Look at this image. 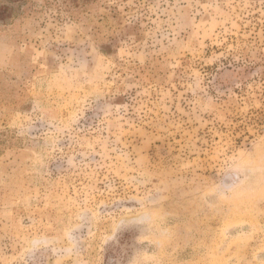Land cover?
Masks as SVG:
<instances>
[{
    "label": "rangeland",
    "instance_id": "rangeland-1",
    "mask_svg": "<svg viewBox=\"0 0 264 264\" xmlns=\"http://www.w3.org/2000/svg\"><path fill=\"white\" fill-rule=\"evenodd\" d=\"M0 264H264V0H0Z\"/></svg>",
    "mask_w": 264,
    "mask_h": 264
}]
</instances>
